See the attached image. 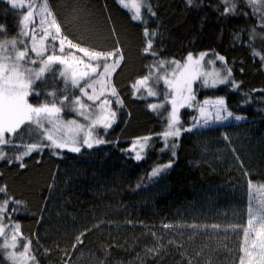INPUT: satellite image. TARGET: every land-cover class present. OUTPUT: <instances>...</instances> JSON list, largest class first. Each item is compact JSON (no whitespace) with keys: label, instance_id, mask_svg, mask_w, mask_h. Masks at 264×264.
I'll use <instances>...</instances> for the list:
<instances>
[{"label":"trees","instance_id":"trees-1","mask_svg":"<svg viewBox=\"0 0 264 264\" xmlns=\"http://www.w3.org/2000/svg\"><path fill=\"white\" fill-rule=\"evenodd\" d=\"M17 3L25 7L0 0V44L13 57L29 48L28 60L36 63L23 66L33 72L27 99L34 107L56 103L62 109L59 118L88 125L90 120L73 111L72 102L80 97L92 116L100 103L89 101L65 80L61 64L35 78L42 58L30 51L31 37L36 36L39 46L44 30L55 34L53 18L61 32L55 42L51 37L45 41L43 58L69 52L84 58L67 41L60 51L64 37L95 51L118 46L124 56L106 78L111 87H104L101 96L109 101L115 120L111 127L92 130L93 140L103 144L82 146L79 153L49 148L34 125L22 126V139L5 134L11 143L0 145L7 157L0 160V188L6 189L0 192V204L8 200L3 218L20 225L18 248L31 240L29 255L35 264H240L246 184H264V0H193L191 5L187 0H144L140 20H133V12L119 0ZM29 6L33 16L25 36L22 19ZM145 28L156 35L145 37ZM149 38L155 56L143 51ZM189 53L222 56L216 68L228 81L213 87L196 79L191 107L178 109L180 135L165 138L170 90L164 79L171 78L175 67L167 62L183 63ZM160 61L166 62L163 68ZM145 76L155 96L135 91ZM100 91L97 84L95 94ZM216 97H223L227 109L244 119L192 128L200 101ZM153 104L163 107L154 110ZM144 138L143 150H133L134 142ZM33 143L42 149L14 159L26 150L23 145ZM137 152L140 160L135 159ZM157 168L163 171L152 176ZM1 257L0 264H8Z\"/></svg>","mask_w":264,"mask_h":264},{"label":"snow or ice","instance_id":"snow-or-ice-1","mask_svg":"<svg viewBox=\"0 0 264 264\" xmlns=\"http://www.w3.org/2000/svg\"><path fill=\"white\" fill-rule=\"evenodd\" d=\"M13 7L24 8L25 6L21 4H16L14 0ZM122 5H125V0H119ZM254 2V0H253ZM187 3L191 5L193 0H187ZM127 6V5H125ZM31 7V6H29ZM132 9L134 10L133 20L141 19V4L137 3L136 0H132ZM148 12L151 15L155 13L151 12L150 6L148 7ZM45 11L47 15L51 16L52 13L47 10L45 5ZM229 9H225L227 13ZM33 13L29 11L23 17V21L27 22L31 20ZM50 27L55 29V34L48 30H44L43 36L40 37L39 46H37V39L35 35H32V45L30 51L35 53L37 56L41 57L40 60L41 67L38 72L34 74L35 78L38 79L40 76L48 70V68L53 64H63L65 70L61 72V76L66 80L70 81L74 87H78L79 91L85 96L89 101L100 103L96 106L97 114L95 119H92V113L88 111V105L84 104L80 97L72 102L76 107L73 111L78 112V114L84 117L85 120H90L87 126V131L85 125L77 124L75 120L68 121L67 125L59 123V114L62 109L57 106L56 103H45L40 106L34 107L32 104L28 103V96L32 94V84H33V72L30 68H25L24 62L36 63L35 60H28L29 48L25 47L24 50L16 52L15 56H10L7 53V48L5 45L0 44V145H8L11 143L10 139L5 138V134H12L17 136V138L22 139L21 131L22 126H35L42 130L41 135H43L49 142L44 145L53 149H64L67 148L71 152L79 153L81 152V147L86 146L87 148H92L95 145L103 144L104 141L100 139L93 140L92 130L97 125H103L104 128L111 127L112 122L115 120V113L111 111H106L108 101L101 100V96L104 95L103 88L111 87L107 83V77L110 76L111 72L115 71L119 67L120 62L124 59L121 49L117 46L113 51H95L89 47H81L79 43H73L71 40H67V37L59 40V49L63 53L65 50V41H67V46L69 49H75L83 54L84 58L78 57L73 52L67 53V55H47L44 59V54L47 51L45 47V41L51 37L52 41L55 42L57 36L61 32V26L57 23L55 18L50 21ZM91 26L85 22V28L88 30ZM115 33V29H112ZM145 37L155 36L156 34L149 33L148 29L145 28ZM25 36L29 33L25 32ZM11 46L15 48V41H11ZM119 42L117 41V44ZM144 53H151L155 56V52H152V39H147L146 46L143 49ZM207 53H201L198 58H194L192 53H189L186 57V62L181 64L179 61H169L167 63L175 65L173 72L171 73V79H164V83L167 84L170 94L172 96V112L169 117V130L163 133L165 138L176 137L180 135V128L177 125L180 123L178 117V107H184L185 104L191 107L189 101H194L195 97L191 95V84L192 82L199 78L200 73L198 72L199 66L203 57ZM218 59L223 60L224 58L218 57ZM165 61H160V67L163 68ZM102 68V71L98 72V69ZM218 77V73L215 74ZM231 75V70H229L228 76ZM97 77L93 79V77ZM101 77L105 79H100ZM150 77L145 76L143 79L136 82L137 86H145ZM81 81L84 82L81 85ZM91 81V82H90ZM228 81V77L224 79H213L212 85L215 86L217 83L224 84ZM101 86V91L99 95H96V85ZM207 84V80H205ZM88 89H92L93 94H89ZM112 95H116L115 89H111ZM188 93V95H186ZM148 94L150 96H155L156 93L151 89H148ZM38 95V94H37ZM54 95V94H53ZM68 98L65 97V100ZM62 104L63 101H60ZM209 101H204V105H208ZM225 100L219 98L214 102V107L216 108L215 121L212 120L211 115L206 111L204 106L199 108L201 117H204V125L209 123L221 121L226 119L220 115L221 110L224 108ZM151 107L155 110L157 108L163 107V105L153 104ZM228 116H232V113H228ZM236 120H241L243 117L236 116ZM47 122L52 125V130L45 129L44 124ZM199 124V121H197ZM63 127L68 128L70 135H62L57 137L55 134L60 133ZM196 127V124L193 125ZM186 131H191V129H185ZM148 138H144L146 141ZM139 144L143 148V144L140 141H136L133 145V150H135L136 145ZM25 151L18 156H15L16 161L22 160L23 156L29 155L33 151H39L42 149L41 144H27L23 145ZM15 147V146H14ZM5 153L0 150V160L6 159ZM142 157L140 152L136 153L135 159L140 160ZM12 163V159L8 160ZM21 167L24 165L21 163ZM168 166H165L167 168ZM163 169H154L151 173L152 176H157ZM249 185L251 186V181L249 180ZM5 188H0V192H5ZM8 200H5L3 204H0V214L6 212ZM249 225L252 224V220H249ZM7 225L0 227V237L4 236V230ZM14 234L11 236V243L5 242L3 247L0 248V252L4 249L11 248L15 250L18 247V237L23 238L20 233V225L16 224L12 226ZM250 231H255L252 228L245 229V236L247 237ZM83 235V234H81ZM257 241L254 242L253 248L258 249L259 255L262 261H264V225L261 226L259 231H256ZM79 242V237H77ZM23 251L17 255L14 251L10 253L9 258L14 262V264H28L29 261L35 264V257L29 255L31 248V240H27L26 243L22 245ZM75 247V245H74ZM249 256L252 253H247ZM244 264V261H241ZM251 264V262H249Z\"/></svg>","mask_w":264,"mask_h":264},{"label":"rangeland","instance_id":"rangeland-1","mask_svg":"<svg viewBox=\"0 0 264 264\" xmlns=\"http://www.w3.org/2000/svg\"><path fill=\"white\" fill-rule=\"evenodd\" d=\"M6 1H8L9 3H11L13 5L12 0H6ZM29 1H30V3H32L33 0H29ZM14 2L16 4H18L17 0H14ZM136 2L141 4V10H142V5L144 4V0H136ZM44 5H46V2L44 3ZM125 5H127L126 7L129 10H131L133 12V14H134V10L132 9V0H125ZM31 8L32 7H29V8H26V9H27V11H31L32 12L33 9H31ZM29 22H27V26L30 24ZM25 24H26V22L23 21L22 34L27 32ZM15 54H16V52H15ZM199 56L200 55H195L193 57L194 58H198ZM44 59H46V57ZM217 61H221V60L218 59V57H215V56H213V58H212L209 54L205 55L203 57V60L201 61L199 69H198V72L200 73V75H199V78H197V80L202 82L203 84L205 83V80H207V83L211 84L214 78L215 79H222L220 77V74H221V76L223 78H225L226 74L222 75V73H220L221 70H217V68H216ZM185 62H186V60L183 63H185ZM183 63H181V64H183ZM40 66H41V64H40ZM60 68H61L60 69L61 72H63L65 70V67H64L63 64H61ZM217 73L219 74L218 77L215 75ZM171 78H172V76H171ZM194 81H196V79ZM194 81L191 84V95H192V91H193ZM134 87H135V91L137 92V94L142 96V97H143V95L144 96L145 95L149 96L148 89H151L153 92L156 91L155 87L152 86V84H149V81L147 82V84L145 86H137V85H135ZM186 95H188V93H186ZM219 98H223V97L205 98V99H202L200 101V103L197 106V114H195L196 118H195L194 124H196V127H193V125H194L193 124L191 126L192 128L205 129L206 127L209 128V127H213V126H220L221 127V126H223L225 124H228V123L240 121V120H236L234 117H236V116L243 117V116L239 115V114H235V113H232V116H228V113L230 111L227 109L226 105H224V108L221 110L220 115L222 117H226V119H223L221 121L212 122V123H209L208 125H204V119L205 118L201 117L200 112H199V108L201 106H204L206 111L211 115L212 120L215 121L216 108L214 107V102L217 99H219ZM171 99H172V96L170 94L169 95V99H168L169 113L167 115L166 131L169 130V117H170V114L172 112ZM204 101H209L210 103L208 105H204ZM178 109H179V107H178ZM106 111H111L112 112L111 108L109 107V101H108V104H107ZM92 119H95V116H92ZM243 119H244V117H243ZM243 119H241V120H243ZM72 120H75L77 124L85 125V129L87 131V126L88 125L87 124H83V123L79 122L76 119H70L69 120V119L59 118V123H61L63 125H67V122L68 121H72ZM197 121H199V124H197ZM44 127H45V129H48L50 131L52 130V125L48 124L47 122H45ZM55 135L57 137H60L62 135H70V133L68 132V128L67 127H63L61 132L60 133H56ZM221 136H222L224 141H227V144H228V139L224 135H221ZM92 138H93V135H92ZM137 141H140V144H143V148L145 147L146 141L144 139H140V140H137ZM143 148H141L140 145L137 144L135 149L138 150V151H142ZM246 185H247V187H246L247 214L245 215L246 216L245 225L240 227V229H242L241 236H239V237H241V248H242L240 264H241L242 260L244 261V264H249V262H251V264H264V261H262L261 258H260L258 249H254L253 248L254 242L257 241L256 231H259L261 229V226L264 225V184L251 182V186H250L249 182H248ZM3 216H4V213L0 214V227H3L4 225H7V227L4 230V236L0 237V248L3 247L5 242L10 244L11 243V236L14 234L13 228H12L13 225H11L9 222L5 221ZM249 220H252V224L251 225H249V223H248ZM248 228H252L255 231H250L248 236L246 237L245 236V229H248ZM19 238L20 237H18V240H19ZM18 243H19V241H18ZM18 247H19V245H18ZM18 247L15 250H13L11 248L4 249L2 252H0L1 255H2V257L1 256L0 257L5 262H7L8 264H14V262L9 258V256H10V253H12L13 251L17 255H19V253H21L23 251V247H20V248H18ZM249 252L252 253L251 256H249L247 254Z\"/></svg>","mask_w":264,"mask_h":264}]
</instances>
